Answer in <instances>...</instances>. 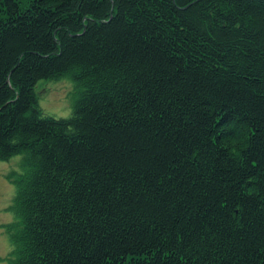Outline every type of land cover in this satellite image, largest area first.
<instances>
[{
    "label": "trees",
    "instance_id": "16d2710c",
    "mask_svg": "<svg viewBox=\"0 0 264 264\" xmlns=\"http://www.w3.org/2000/svg\"><path fill=\"white\" fill-rule=\"evenodd\" d=\"M0 143L8 264H264V0H0Z\"/></svg>",
    "mask_w": 264,
    "mask_h": 264
},
{
    "label": "rangeland",
    "instance_id": "374dc122",
    "mask_svg": "<svg viewBox=\"0 0 264 264\" xmlns=\"http://www.w3.org/2000/svg\"><path fill=\"white\" fill-rule=\"evenodd\" d=\"M37 101L45 115L68 117L72 114L75 101V85L66 78L41 79L35 85ZM21 155L0 160V264H8L6 257L12 249L4 224L13 219L9 210L15 195V185L10 179L20 171ZM10 178V179H9Z\"/></svg>",
    "mask_w": 264,
    "mask_h": 264
},
{
    "label": "snow or ice",
    "instance_id": "6c2138e0",
    "mask_svg": "<svg viewBox=\"0 0 264 264\" xmlns=\"http://www.w3.org/2000/svg\"><path fill=\"white\" fill-rule=\"evenodd\" d=\"M5 145L4 143H0V154H3L5 152Z\"/></svg>",
    "mask_w": 264,
    "mask_h": 264
}]
</instances>
